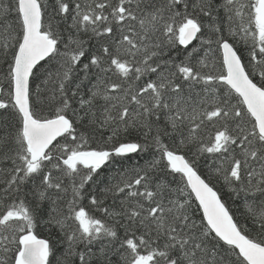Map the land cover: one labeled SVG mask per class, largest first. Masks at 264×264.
I'll use <instances>...</instances> for the list:
<instances>
[{
    "label": "snow or ice",
    "instance_id": "1",
    "mask_svg": "<svg viewBox=\"0 0 264 264\" xmlns=\"http://www.w3.org/2000/svg\"><path fill=\"white\" fill-rule=\"evenodd\" d=\"M0 264H264V0H0Z\"/></svg>",
    "mask_w": 264,
    "mask_h": 264
},
{
    "label": "trees",
    "instance_id": "2",
    "mask_svg": "<svg viewBox=\"0 0 264 264\" xmlns=\"http://www.w3.org/2000/svg\"><path fill=\"white\" fill-rule=\"evenodd\" d=\"M132 159H133V162L136 161V157H135V156H133ZM140 163H143V161H140ZM105 171H107V169H106ZM83 204H84L86 210L90 212V214H93V215H99V214L95 211V209L92 208V207L88 204V201H87V200H85V201L83 202ZM232 206L235 207V205H232ZM47 234H48V233H47L46 230L41 229V235L46 236Z\"/></svg>",
    "mask_w": 264,
    "mask_h": 264
}]
</instances>
